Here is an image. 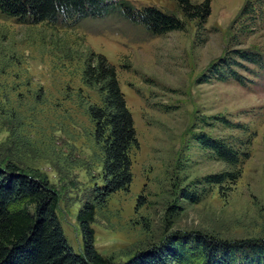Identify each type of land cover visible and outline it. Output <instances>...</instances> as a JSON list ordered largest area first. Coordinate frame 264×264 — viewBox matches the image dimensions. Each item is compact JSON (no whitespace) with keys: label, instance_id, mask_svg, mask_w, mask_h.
Segmentation results:
<instances>
[{"label":"rangeland","instance_id":"374dc122","mask_svg":"<svg viewBox=\"0 0 264 264\" xmlns=\"http://www.w3.org/2000/svg\"><path fill=\"white\" fill-rule=\"evenodd\" d=\"M128 1L183 18L172 0ZM208 1L205 21L184 20L159 35L116 13L74 25L0 14V170L44 182L57 195L55 212L73 251L82 243L76 214L89 201L94 247L113 264L168 244L175 233L231 243L264 238V0L261 13L252 0L249 12V0ZM91 53L114 66L136 137L129 185L98 198L102 152L86 110L99 95L81 81ZM200 134L247 157L221 160ZM225 172L238 176L205 180Z\"/></svg>","mask_w":264,"mask_h":264},{"label":"trees","instance_id":"16d2710c","mask_svg":"<svg viewBox=\"0 0 264 264\" xmlns=\"http://www.w3.org/2000/svg\"><path fill=\"white\" fill-rule=\"evenodd\" d=\"M183 18L174 12L154 6L136 9L128 0H0V14L20 23L77 24L87 18H104L116 13L140 24L153 34L181 29L184 20H197V25L210 13L208 0H172ZM259 5L261 0H252ZM248 1L245 12H249ZM243 59L259 62L248 50L236 51ZM230 62V60H229ZM229 64L234 63L232 60ZM215 75L223 78L217 67ZM228 70H232L228 68ZM242 83L239 74L231 72ZM82 83L95 90L99 103L89 104L87 113L94 125V135L102 152V185L98 197L125 189L131 181L128 152L136 144L133 119L121 92L116 70L103 55L91 53L81 71ZM198 140L221 160L233 165L241 155L223 140L200 134ZM235 172L209 175L207 182L234 180ZM183 196L192 199L187 191ZM196 200V197H194ZM100 202V201H99ZM57 195L44 182L34 180L12 169L0 170V264H113L94 247L96 205L85 202L76 214L81 235V251H73L56 215ZM170 243L159 244L137 252L122 264H264V238L226 242L200 233H175Z\"/></svg>","mask_w":264,"mask_h":264}]
</instances>
